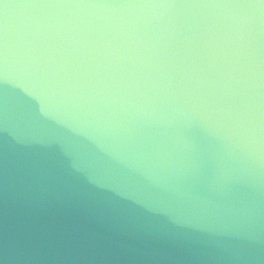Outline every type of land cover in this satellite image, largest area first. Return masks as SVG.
<instances>
[{
  "label": "clouds",
  "instance_id": "obj_1",
  "mask_svg": "<svg viewBox=\"0 0 264 264\" xmlns=\"http://www.w3.org/2000/svg\"><path fill=\"white\" fill-rule=\"evenodd\" d=\"M0 264H264V0H0Z\"/></svg>",
  "mask_w": 264,
  "mask_h": 264
}]
</instances>
